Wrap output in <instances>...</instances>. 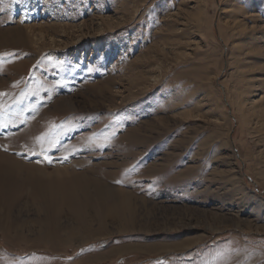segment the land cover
<instances>
[{
  "label": "rangeland",
  "instance_id": "rangeland-1",
  "mask_svg": "<svg viewBox=\"0 0 264 264\" xmlns=\"http://www.w3.org/2000/svg\"><path fill=\"white\" fill-rule=\"evenodd\" d=\"M0 94V264H264V0H0Z\"/></svg>",
  "mask_w": 264,
  "mask_h": 264
},
{
  "label": "bare ground",
  "instance_id": "bare-ground-1",
  "mask_svg": "<svg viewBox=\"0 0 264 264\" xmlns=\"http://www.w3.org/2000/svg\"><path fill=\"white\" fill-rule=\"evenodd\" d=\"M63 102H64V101H63ZM64 103H65V102H64ZM62 105H63V103L61 102V104H59V106H62ZM68 105H69V104H68ZM71 150H72V149H71ZM5 157H6V156H5ZM2 160H3V159H2ZM0 162H1V161H0ZM3 162H4V161H3ZM35 165H36V164H35ZM17 166H18V165H17ZM30 166H34V165H33V164H30ZM38 166H39V165H38ZM18 168H19V167H18ZM56 168H57V167H56ZM15 169H16V168H15ZM16 171H17V170H16ZM1 173H2V172H1ZM10 173H11V171H10ZM18 176H20V175L18 174ZM4 177H5V176H4ZM18 178H20V177H18ZM18 178H17V179H18ZM21 179H22V178H21ZM24 179H25V178H24ZM18 180H19V179H18ZM75 182H76V180H75ZM80 182H81V181H80ZM34 183H35V182H34ZM51 185H52V184H51ZM81 185H82V184H81ZM87 185H88V184H87ZM91 185H92V184H91ZM0 186H2V185H0ZM32 186H33V185H32ZM93 186H94V185H93ZM87 187H88V186H87ZM1 188H2V187H1ZM1 188H0V189H1ZM6 189H7V188H6ZM10 189H11V188H10ZM104 189H105V188H104ZM106 189H108V188H106ZM18 190H19V189H18ZM9 191H10V190H9ZM56 191H57V190H56ZM91 191H92V190H91ZM7 192H8V191H7ZM11 192H12V191H11ZM101 192H102V190H101ZM62 193H63V192H62ZM83 193H84V192H83ZM17 194H18V193H17ZM42 194H43V193H42ZM42 194H41V195H42ZM90 195H91V194H90ZM106 195H107V194H106ZM108 195H109V194H108ZM47 196H48V195H46V197H47ZM42 198H43V197H42ZM124 198H125V197H124ZM130 198H131V196H130ZM130 198H129V196H127V198L124 200V205H125V209L127 210V213L123 211L124 209H122V211L124 212V214H123V212L119 211L118 209L112 210V211H114V213L116 212L115 216H114V214L112 215L113 220H114V217H115V218H119V219H121V218H124V216L127 215L126 218L129 219V222L132 221V216H133V210H134V209H133V205H132V203H131ZM47 199H48V198H47ZM110 199H111V198H110ZM44 202H45V201H44ZM117 202H118V201H117ZM43 204H44V203H43ZM120 204H121V202H120ZM44 205H45V204H44ZM46 205H47V204H46ZM112 205L114 206L115 204L112 203ZM112 205H111V206H112ZM120 206H121V205H120ZM42 207H43V206H42ZM115 207H117V204L115 205ZM122 207H123V206H122ZM112 208L114 209V207H112ZM45 209H46V208H45ZM92 210H93V209H92ZM126 210H125V211H126ZM44 211H46V210H44ZM110 211H111V210H110ZM86 212H88V211H86ZM120 212H121L122 214H121ZM87 214H88V213H87ZM121 215H122V216H121ZM89 216H90V215H89ZM92 216H93V215H92ZM92 216H91V218H89V219L92 220V219L95 217V216H93V217H92ZM81 217H82V216H81ZM83 217H84V216H83ZM85 217L88 219V216H87V215H86ZM78 218H79V217H78ZM126 218H125V219H126ZM56 219H57V218H56ZM84 219H85V218H84ZM84 219H83V220H84ZM89 219H88V220H89ZM57 220H58V219H57ZM57 220H55V221H57ZM79 220H80V219H79ZM88 220H86V224H87ZM96 220H97V219H96ZM89 221H90V220H89ZM104 221H105L104 219H99V221H98V222H99V225H100V226H103V222H104ZM120 221H121V220H120ZM57 222H58V221H57ZM57 222H56V223H57ZM82 222H83V221H82V219H81V222H80V223L82 224ZM84 222H85V221H84ZM133 222H134V221H133ZM56 223L54 222V224H56ZM56 225H57V224H56ZM87 225H88V224H87ZM123 225H124V224H123Z\"/></svg>",
  "mask_w": 264,
  "mask_h": 264
},
{
  "label": "snow or ice",
  "instance_id": "snow-or-ice-1",
  "mask_svg": "<svg viewBox=\"0 0 264 264\" xmlns=\"http://www.w3.org/2000/svg\"><path fill=\"white\" fill-rule=\"evenodd\" d=\"M0 95H2V94H0Z\"/></svg>",
  "mask_w": 264,
  "mask_h": 264
}]
</instances>
